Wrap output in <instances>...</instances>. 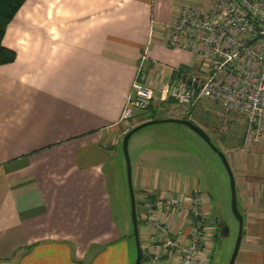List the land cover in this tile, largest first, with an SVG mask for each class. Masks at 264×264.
I'll list each match as a JSON object with an SVG mask.
<instances>
[{
  "label": "crops",
  "instance_id": "0c3cea01",
  "mask_svg": "<svg viewBox=\"0 0 264 264\" xmlns=\"http://www.w3.org/2000/svg\"><path fill=\"white\" fill-rule=\"evenodd\" d=\"M179 5L25 0L17 10L2 38L15 58L0 64V264H128L105 164L129 129L119 117L144 51L143 73L158 87L137 123L177 117L151 114L163 103L159 83L169 67L198 68L190 51L165 43L162 26L176 19ZM137 179L149 187L147 201L168 236L187 241L191 225L163 202L187 204L179 178L139 168ZM139 214L144 243L154 236ZM207 223L213 232L215 221ZM141 264H174V257Z\"/></svg>",
  "mask_w": 264,
  "mask_h": 264
},
{
  "label": "built area",
  "instance_id": "2783aa9c",
  "mask_svg": "<svg viewBox=\"0 0 264 264\" xmlns=\"http://www.w3.org/2000/svg\"><path fill=\"white\" fill-rule=\"evenodd\" d=\"M162 30L169 48L188 50L198 60L196 71L172 66L163 75L159 99L172 100L177 108L170 107L169 113L188 117L198 102L209 101L224 112L242 115L243 146L264 150V0H180L176 19ZM146 60L144 51L119 122H134L158 87L143 73ZM163 202L183 215L191 232L187 241L169 237L168 225L154 215V204L146 203L142 221L154 237L141 241L144 260L167 254L174 264H205L200 244L207 233L205 201L200 191L192 189L187 204L169 198Z\"/></svg>",
  "mask_w": 264,
  "mask_h": 264
},
{
  "label": "rangeland",
  "instance_id": "374dc122",
  "mask_svg": "<svg viewBox=\"0 0 264 264\" xmlns=\"http://www.w3.org/2000/svg\"><path fill=\"white\" fill-rule=\"evenodd\" d=\"M162 102L163 105L158 106L160 110H154L151 115H176L168 112L172 106L177 110L172 102ZM140 116L141 113L136 116L135 125ZM159 118L156 116L153 119ZM187 118L199 125L211 141L220 147L233 171L237 207L244 218L242 239L234 264H264V150L247 149L243 146L244 118L238 113L224 112L218 105L202 100L190 110ZM131 125L133 123L129 121L123 127L131 128ZM123 135L116 143V152L106 161L105 173L115 221L123 234H127L121 240L126 245L128 264H134L136 246L131 235L130 204L122 153ZM128 153L139 226V213L145 211V204L150 201L146 198V193L149 194L146 188L149 187L139 184L137 171L139 168L169 171L179 178L189 192L192 189L201 192L207 203L204 204L205 223L211 219L215 221L213 232L207 231L201 242L205 264H228L239 227L231 209L229 175L220 157L209 144L184 124L158 122L144 126L130 136ZM222 225L228 228L227 235L221 233Z\"/></svg>",
  "mask_w": 264,
  "mask_h": 264
},
{
  "label": "water",
  "instance_id": "95a60500",
  "mask_svg": "<svg viewBox=\"0 0 264 264\" xmlns=\"http://www.w3.org/2000/svg\"><path fill=\"white\" fill-rule=\"evenodd\" d=\"M158 122H175L180 123L188 126L191 130H193L195 133H197L200 137H202L209 146L213 149V151L220 157L223 165L225 166L227 173L229 175V181H230V189H231V209L238 221V235L234 244V248L232 250L230 259L228 261V264H234L238 249L240 247L241 239H242V229H243V217L238 210L237 207V199H236V186H235V178L233 175V171L231 169V166L229 164V161L225 155V153L219 149L210 139L209 135L196 123L189 119L179 118V117H165V118H159V119H149L143 122L138 123L137 125L131 127L129 130H127L123 137H122V153L125 161V169H126V181H127V188H128V195H129V204H130V220L132 224V235L135 240V246H136V257L134 264H141L142 261V254H141V244H140V238H139V226H138V219H137V212H136V201H135V195H134V188H133V181H132V168L128 153V141L130 136L139 130L140 128L147 126L149 124H154ZM262 203H263V238H264V183H263V191H262ZM221 233L223 235L228 234V228L225 225L221 226ZM264 248V247H263Z\"/></svg>",
  "mask_w": 264,
  "mask_h": 264
},
{
  "label": "trees",
  "instance_id": "16d2710c",
  "mask_svg": "<svg viewBox=\"0 0 264 264\" xmlns=\"http://www.w3.org/2000/svg\"><path fill=\"white\" fill-rule=\"evenodd\" d=\"M24 1L25 0H0V64L9 63L13 61L15 58L14 51L8 49L2 44V38L5 33V29L7 25L12 20L13 16L15 15V13L23 4ZM169 102H172V100H170ZM182 118L188 119L186 116ZM215 145L220 149V147L217 144ZM150 198H153V196L151 195ZM138 226H139V221H138ZM140 244H141V240H140ZM142 261H144L143 257H142Z\"/></svg>",
  "mask_w": 264,
  "mask_h": 264
},
{
  "label": "flooded vegetation",
  "instance_id": "af4514ba",
  "mask_svg": "<svg viewBox=\"0 0 264 264\" xmlns=\"http://www.w3.org/2000/svg\"><path fill=\"white\" fill-rule=\"evenodd\" d=\"M262 207H263V203H262ZM242 215V214H241ZM242 217H243V215H242ZM243 221H244V218H243ZM263 225V224H262ZM263 247H264V238H263ZM263 250H264V248H263Z\"/></svg>",
  "mask_w": 264,
  "mask_h": 264
}]
</instances>
